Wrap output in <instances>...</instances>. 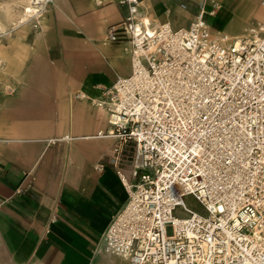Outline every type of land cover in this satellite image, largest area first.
I'll return each instance as SVG.
<instances>
[{
  "label": "built area",
  "instance_id": "built-area-1",
  "mask_svg": "<svg viewBox=\"0 0 264 264\" xmlns=\"http://www.w3.org/2000/svg\"><path fill=\"white\" fill-rule=\"evenodd\" d=\"M52 1L29 0L31 15ZM109 1L127 7L107 41L128 42L131 71L92 103L109 114L99 135L120 141L116 167H130L117 168L128 199L104 250L129 264H264V20L232 36L207 21L216 1L184 27L147 23L142 0Z\"/></svg>",
  "mask_w": 264,
  "mask_h": 264
},
{
  "label": "crops",
  "instance_id": "crops-1",
  "mask_svg": "<svg viewBox=\"0 0 264 264\" xmlns=\"http://www.w3.org/2000/svg\"><path fill=\"white\" fill-rule=\"evenodd\" d=\"M105 1L53 0L3 59L0 264H129L102 245L128 199L117 168L130 167L122 156L116 167L120 141L99 135L109 114L92 103L131 71L128 42L107 41L127 7ZM213 1L219 9L206 18L230 24L231 10L251 0H142L141 12L152 24L184 27Z\"/></svg>",
  "mask_w": 264,
  "mask_h": 264
},
{
  "label": "rangeland",
  "instance_id": "rangeland-1",
  "mask_svg": "<svg viewBox=\"0 0 264 264\" xmlns=\"http://www.w3.org/2000/svg\"><path fill=\"white\" fill-rule=\"evenodd\" d=\"M255 3L256 0H251L248 4L245 1L241 7L231 10L230 24L228 21L220 20V17H209L207 20L214 30L232 36L242 34L249 26L256 25L262 19L264 8H257ZM27 6H30L29 0H0V75L2 71L6 72L8 69V64L3 59L16 52L18 47L16 41L36 22L34 16L25 15ZM185 202L190 208L203 212L202 205L194 197L187 196ZM179 215L182 216V213L179 212Z\"/></svg>",
  "mask_w": 264,
  "mask_h": 264
},
{
  "label": "bare ground",
  "instance_id": "bare-ground-1",
  "mask_svg": "<svg viewBox=\"0 0 264 264\" xmlns=\"http://www.w3.org/2000/svg\"><path fill=\"white\" fill-rule=\"evenodd\" d=\"M28 5H29V4H28ZM32 10H33V8H32L31 6H27V8H26V10H25V11H26L25 15H26V16H27V15H31ZM145 20H146L147 23H149L148 18L145 17Z\"/></svg>",
  "mask_w": 264,
  "mask_h": 264
}]
</instances>
